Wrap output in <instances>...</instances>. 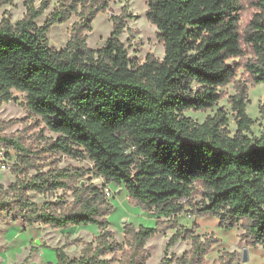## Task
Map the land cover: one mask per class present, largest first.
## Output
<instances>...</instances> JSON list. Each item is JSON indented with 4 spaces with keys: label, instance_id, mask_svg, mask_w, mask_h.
<instances>
[{
    "label": "trees",
    "instance_id": "16d2710c",
    "mask_svg": "<svg viewBox=\"0 0 264 264\" xmlns=\"http://www.w3.org/2000/svg\"><path fill=\"white\" fill-rule=\"evenodd\" d=\"M57 2L42 25L35 19L48 0H24L20 19H0V102L11 100L13 90L22 92L34 126L56 134H40L43 142L34 148L23 127L4 132L17 119L0 120V147L16 155L15 178L8 191H0V212H14L28 226L98 225L95 244L82 242L79 256L69 257L65 238L49 264H105L100 257L118 251L119 264H146V241L173 228L168 246L190 240L176 264H207L205 256L220 238L196 233V223L179 225L182 212L215 216L221 228L238 226L246 246L264 248V136L247 134L252 119L246 113L247 83H264V0H148L145 15L157 28L164 55L147 53L142 62L130 59L119 39L129 15L125 7L112 17L105 42L93 49L86 32L108 0ZM73 14L78 19L66 45L54 49L47 43L48 28ZM229 83L233 133L222 109L201 122L184 114L213 107L226 95L220 87ZM46 152L88 157L94 175L123 186L133 205L171 218L157 219L153 227L125 222L124 244L117 243L108 227L113 205L104 185L90 179L79 184L89 173L82 167L51 162L40 169L32 155ZM56 189L64 195L55 202L38 205L28 195ZM238 257L237 250H224L217 264H233ZM167 260L163 256L158 264Z\"/></svg>",
    "mask_w": 264,
    "mask_h": 264
},
{
    "label": "rangeland",
    "instance_id": "374dc122",
    "mask_svg": "<svg viewBox=\"0 0 264 264\" xmlns=\"http://www.w3.org/2000/svg\"><path fill=\"white\" fill-rule=\"evenodd\" d=\"M48 7L35 19L38 25H42L51 15L57 6V0H48ZM148 0H108L105 11L98 12L91 21V29L86 32L87 44L89 47L99 48L109 36L112 30V17L121 12L125 7L129 15L125 18V26L122 29L119 39L127 49L130 59L142 62L147 53H151L159 58L164 55L163 43L158 37L157 28L145 15ZM39 0H35L38 5ZM26 11L24 0H13L10 3L0 4V19L7 17L11 22L20 19ZM78 17L71 15L64 21H55L47 30V43L54 49L64 47L69 39L72 24ZM237 78L242 80L245 75L242 70L237 71ZM247 102L246 113L252 119L247 134L251 137L264 136V83H247ZM226 93L216 104L205 110L184 111L186 116L191 117L197 122H201L207 115H212L217 109H222L228 117V129L231 133L236 130L234 113L229 102V95L234 92L232 83L220 87ZM14 97L9 101L0 102V120L17 119L16 122L8 126L4 132L17 133L22 127L26 134V141H31L34 148H38L43 140L40 134L46 137L55 138L56 134L48 129H42V124L34 126L36 117L28 116L24 105L23 93L13 90ZM35 163L40 169L46 170L51 163L58 166L72 165L89 170L86 177L78 181L84 184L90 179L95 185L109 188L111 195L108 196L113 205V209L108 214L109 228L112 230V238L119 244L123 243V224L131 222L134 225H144L153 227L157 219L167 220L171 216L164 213H155L143 210L137 205H133L128 198L126 189L115 182L106 183L103 178L93 173V163L88 157L73 158L66 154H33ZM16 159L14 150H7L0 147V191H8V184L14 180L15 174L12 172V164ZM6 166L3 168L2 163ZM42 165V166H41ZM34 172L30 169L29 173ZM29 198L38 205L45 201L55 202L64 192L56 189L51 193L28 192ZM66 200L70 201L71 191L66 192ZM177 223L188 228L196 223L198 227L195 232L202 235L213 233L220 238V241L212 246L206 254L207 264H217L218 257L222 251L239 252L238 259L233 264H264V248L255 246L252 254L248 252V259L241 260V253L247 247L242 239L239 238L241 229L236 226L233 228H221L218 226V219L215 216H204L194 218L187 212L177 215ZM175 228L164 232H159L146 241L145 248L149 253L146 264H158L163 256L167 257V264H176V258L181 256L190 247L189 239H178L175 243L168 246L167 243L174 233ZM99 233L98 225L88 223L85 225H75L69 228L56 229L50 226L36 223L32 226L24 224L20 217L14 212H0V264H49L56 262V249L60 247L65 238L69 243L65 246V251L69 257H78L82 242L95 244V237ZM74 239H78L77 241ZM249 247V246H248ZM247 247V249H248ZM121 251L115 255L111 252L102 256L106 260L105 264H119L118 259Z\"/></svg>",
    "mask_w": 264,
    "mask_h": 264
},
{
    "label": "water",
    "instance_id": "95a60500",
    "mask_svg": "<svg viewBox=\"0 0 264 264\" xmlns=\"http://www.w3.org/2000/svg\"><path fill=\"white\" fill-rule=\"evenodd\" d=\"M248 259V249L244 247L241 253V260L246 261Z\"/></svg>",
    "mask_w": 264,
    "mask_h": 264
},
{
    "label": "built area",
    "instance_id": "2783aa9c",
    "mask_svg": "<svg viewBox=\"0 0 264 264\" xmlns=\"http://www.w3.org/2000/svg\"><path fill=\"white\" fill-rule=\"evenodd\" d=\"M1 166L4 168L6 166V164L3 162L1 164ZM104 192H105V195L108 197L109 195H111V191L109 190V188H104Z\"/></svg>",
    "mask_w": 264,
    "mask_h": 264
},
{
    "label": "crops",
    "instance_id": "0c3cea01",
    "mask_svg": "<svg viewBox=\"0 0 264 264\" xmlns=\"http://www.w3.org/2000/svg\"><path fill=\"white\" fill-rule=\"evenodd\" d=\"M248 252H250L252 254V248L251 247H248Z\"/></svg>",
    "mask_w": 264,
    "mask_h": 264
}]
</instances>
